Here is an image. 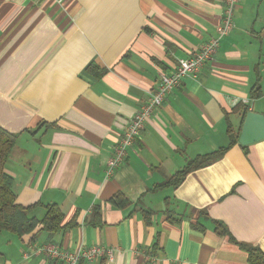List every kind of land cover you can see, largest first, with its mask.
I'll return each mask as SVG.
<instances>
[{"label":"crops","instance_id":"0c3cea01","mask_svg":"<svg viewBox=\"0 0 264 264\" xmlns=\"http://www.w3.org/2000/svg\"><path fill=\"white\" fill-rule=\"evenodd\" d=\"M223 8L224 0H0V126L17 135L6 163L16 203L36 204L39 218L57 203L73 223L56 234L1 232L0 264H68L35 252L49 242L114 248L112 259L78 264H250L212 219L264 252V138L238 141L158 187L189 159L227 146L229 125L240 135L238 105L264 114V0H238L213 59L167 96L106 176L161 73L216 34ZM117 193L132 204H112ZM96 206L101 225L91 223Z\"/></svg>","mask_w":264,"mask_h":264},{"label":"trees","instance_id":"16d2710c","mask_svg":"<svg viewBox=\"0 0 264 264\" xmlns=\"http://www.w3.org/2000/svg\"><path fill=\"white\" fill-rule=\"evenodd\" d=\"M261 95L259 87L252 90V98H258ZM238 108L243 110V113L248 112V107L238 105ZM229 144L221 147L215 151L197 155L189 159L185 166L177 171L168 180L159 184L158 187L166 185H176L180 183L184 177L194 169L200 168L212 163L222 155L234 144L238 143V133L236 134L232 126L229 125ZM17 135L9 132L0 126V233L8 231L21 237L24 234L33 232L37 227L42 226V230L56 234L60 231L71 227L73 223L64 224V211L57 203L45 204V214L42 218L32 214L36 204L29 206H22L16 203V194L13 190V177L6 171V163L10 157L15 145ZM112 204L117 207L125 208L132 204V201L124 194L117 193L111 198ZM206 214V213H205ZM143 215L149 221L150 213L143 210ZM208 216V215H207ZM209 218V217H207ZM215 224V231L222 236H228L231 242L237 244L248 254V261L250 264H264V252L251 244L238 241L229 231L227 225L223 221L212 219ZM102 212L100 206L94 208V214L91 223L94 225H101ZM202 229V226L198 225Z\"/></svg>","mask_w":264,"mask_h":264},{"label":"built area","instance_id":"2783aa9c","mask_svg":"<svg viewBox=\"0 0 264 264\" xmlns=\"http://www.w3.org/2000/svg\"><path fill=\"white\" fill-rule=\"evenodd\" d=\"M238 0H224L221 22L216 27V34L202 45L192 56L180 58L174 71L161 73L156 88L150 92L147 102L128 121L126 129L117 142L113 154L107 160L106 176L110 177L125 160L129 148L136 140L137 135L144 127L145 121L152 116L164 103L167 96L178 87L187 76H195L219 49L221 40L228 36L234 28V15ZM36 253H43L47 257L78 264L82 260H93L106 256H114V248L105 245L80 247L76 250L62 248L56 243H45L36 248ZM27 256V254H26Z\"/></svg>","mask_w":264,"mask_h":264},{"label":"water","instance_id":"95a60500","mask_svg":"<svg viewBox=\"0 0 264 264\" xmlns=\"http://www.w3.org/2000/svg\"><path fill=\"white\" fill-rule=\"evenodd\" d=\"M264 138V114L248 111L244 118L242 130L238 141L242 145H248Z\"/></svg>","mask_w":264,"mask_h":264}]
</instances>
